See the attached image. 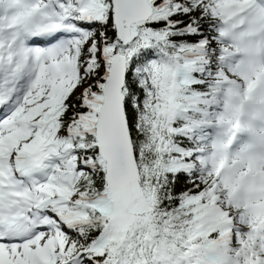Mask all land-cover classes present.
I'll list each match as a JSON object with an SVG mask.
<instances>
[{"label": "snow or ice", "instance_id": "obj_1", "mask_svg": "<svg viewBox=\"0 0 264 264\" xmlns=\"http://www.w3.org/2000/svg\"><path fill=\"white\" fill-rule=\"evenodd\" d=\"M257 64L264 0H0V264H264Z\"/></svg>", "mask_w": 264, "mask_h": 264}, {"label": "bare ground", "instance_id": "obj_2", "mask_svg": "<svg viewBox=\"0 0 264 264\" xmlns=\"http://www.w3.org/2000/svg\"><path fill=\"white\" fill-rule=\"evenodd\" d=\"M262 71L264 72V67L262 68ZM252 98H250L245 105V109L247 112L254 111L256 112V119L260 115V118L258 120H253V124L249 128H236L234 129V139L237 137H242L244 140L247 139L249 136L250 140L253 141L255 138H253L254 135H256V131L259 130L260 127L264 128V105L256 106L259 103L264 104V84H259L255 86L252 89L251 92ZM261 111V112H259ZM258 112V113H257ZM239 118L242 117V115H246V113H240ZM259 134L263 135V133L259 132ZM252 145V149L257 150L258 146L253 145V143H250ZM226 151V149L224 150ZM240 157L246 158L245 155L240 153ZM259 157H264V153L260 151V156ZM261 186L264 185V178L260 179ZM260 188L254 187L253 190H259Z\"/></svg>", "mask_w": 264, "mask_h": 264}, {"label": "rangeland", "instance_id": "obj_3", "mask_svg": "<svg viewBox=\"0 0 264 264\" xmlns=\"http://www.w3.org/2000/svg\"><path fill=\"white\" fill-rule=\"evenodd\" d=\"M251 76H252V79H251L252 82H250V83L247 82L246 87L243 89V91L241 93H239V94H243V97H245V99H248V100L250 98H252V96H251V92H252L251 88H253V87H255L257 85V81L255 82L256 79H255V77H254V75L252 73L250 74V77ZM238 95H236L233 98V100H231L229 102V109H230V113H231V115L229 117L230 120H231V128H230V131L233 132V133H234V129H236V128H245V127L246 128H249V127H251L252 124H253V120L256 119V116L255 115L254 116H249L248 117V120H247L246 126H243L244 123H242V122H240V121L237 120V119H239V115H241L240 114L241 113L240 112V108H239V105L240 104L237 102ZM226 127H227V122L225 123V126L224 127H220L218 129V131L220 133H223L225 131V128ZM218 139H221V140H224L225 141V143H224V147H225V145H226V143L228 141L227 140V137H225L224 135H221V136L218 137Z\"/></svg>", "mask_w": 264, "mask_h": 264}]
</instances>
